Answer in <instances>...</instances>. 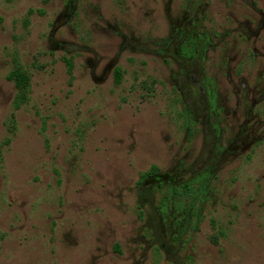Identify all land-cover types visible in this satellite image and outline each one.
I'll return each mask as SVG.
<instances>
[{
  "label": "rangeland",
  "instance_id": "obj_1",
  "mask_svg": "<svg viewBox=\"0 0 264 264\" xmlns=\"http://www.w3.org/2000/svg\"><path fill=\"white\" fill-rule=\"evenodd\" d=\"M0 264H264V0H0Z\"/></svg>",
  "mask_w": 264,
  "mask_h": 264
},
{
  "label": "trees",
  "instance_id": "obj_2",
  "mask_svg": "<svg viewBox=\"0 0 264 264\" xmlns=\"http://www.w3.org/2000/svg\"><path fill=\"white\" fill-rule=\"evenodd\" d=\"M189 51L191 53H193L194 48H190ZM10 79L14 82V84L18 88V90L20 92L24 93V90L26 89L28 82L30 80V76L27 75L25 72H22L21 70L16 69L10 74ZM24 99L25 98L23 96V100ZM157 173H158V168L152 167L150 169V171L148 173H146L145 175H143L142 177L143 178L153 177L156 180H158Z\"/></svg>",
  "mask_w": 264,
  "mask_h": 264
}]
</instances>
